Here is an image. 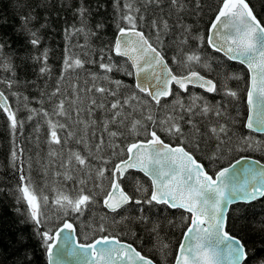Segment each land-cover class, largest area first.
I'll list each match as a JSON object with an SVG mask.
<instances>
[{"label": "snow or ice", "instance_id": "6c2138e0", "mask_svg": "<svg viewBox=\"0 0 264 264\" xmlns=\"http://www.w3.org/2000/svg\"><path fill=\"white\" fill-rule=\"evenodd\" d=\"M259 2L261 12L257 13L250 0H215L205 35L183 22L185 15L203 12L202 0H113L115 36L87 60L81 57L89 56V51L75 53L73 48L87 49L88 38L98 32L88 27L90 10L83 5L77 8L80 26L65 28L68 42L62 70L50 91L41 90L42 99L36 101L41 107H30L32 101L23 96L26 120L42 118L47 126L44 175L59 178L46 179L43 187L31 175V157L25 171V148L15 139L17 133L23 134L25 119L19 116L21 109L10 103V97L21 98L14 90L19 80L5 52L7 41L0 39V69L7 73L0 77V113L12 136L10 161L18 174V183L9 190L15 201L12 211L17 224L31 225L44 264H155L110 231V225L129 219L124 212L133 203L166 206L182 213L184 231L170 264H251L256 259L231 234L228 209L238 202L264 198V163L241 157L211 173L207 170L196 154L208 149L211 141H215V149L207 159L214 164L253 144L248 137L235 140L225 103L213 104L191 89L238 100L239 91L228 82L244 79L241 74L220 71L216 78H209L200 69L215 71L208 49L242 65L247 75L244 127L264 133V0ZM173 16L175 24L170 23ZM32 19L35 17H23L24 28L28 43L38 48V31L28 28ZM103 27V23L95 26L97 30ZM170 34L174 51L169 62L164 37ZM75 35H83L86 43L71 45ZM33 59L41 65L40 75L51 80L47 49ZM86 64L98 70L89 71ZM114 72L132 77L134 85L113 79ZM35 130L39 132V122ZM160 132L178 144L165 142ZM141 135L144 139H138ZM72 143L81 146L80 150L70 148ZM129 170L142 173L151 182L145 187L136 181L141 198L122 186ZM97 208L107 211L97 217ZM86 212L93 213L87 222L82 219ZM137 219L148 222L143 216ZM77 221L84 227L77 228ZM169 224L177 226L172 221ZM159 228L157 223L146 230L159 237ZM26 242L25 234L18 232L17 250L22 255L13 264H33ZM157 244L166 258L169 245L159 239Z\"/></svg>", "mask_w": 264, "mask_h": 264}, {"label": "trees", "instance_id": "16d2710c", "mask_svg": "<svg viewBox=\"0 0 264 264\" xmlns=\"http://www.w3.org/2000/svg\"><path fill=\"white\" fill-rule=\"evenodd\" d=\"M191 3V0H189ZM113 0H0V39L7 41L8 48L5 52L11 57V61L15 67L16 78L19 84L14 88L15 91L21 94L18 101L16 98L10 97V103L13 107H19V116L25 119L23 134L17 133L16 141L25 148V171L28 172L29 157H31V175L33 179L43 187L46 179L50 182L51 179H59L50 174L47 178L44 175L42 162L47 156L48 145L45 143L47 135V126L44 124L42 118H37L31 122L26 120L28 113L23 110V96L29 97L31 104L30 107L39 109L41 105L36 103L37 100L42 99L41 90L50 91L54 84L55 79L62 70L64 54H65V28L75 25L80 26V18L76 14V9L81 5L89 9L87 24L92 30H96L98 35L96 37H89L87 49L73 48V52L82 53L89 51L90 55L82 59L93 58L100 47L111 41L116 33V26L114 22V14L112 7ZM205 5L203 12L200 15L190 14L185 15L183 22L193 26L194 30H198L206 35L207 27L213 17L211 8L215 7V0H202ZM250 3L255 7L257 13L261 12V4L259 0H250ZM167 9L165 10V14ZM32 16L28 24V28L38 31L41 38V43L38 48H33L28 43L27 31L24 28L23 17ZM176 17L173 16L170 23L175 24ZM98 23H103L102 29H96ZM43 25V27H41ZM146 32L147 29H144ZM175 34H179V29H175ZM174 39L173 35L164 37L165 48L164 51L171 60L174 47H170ZM76 43L85 44L86 40L83 35H75L71 38L70 44ZM45 49L48 51V66L51 69L52 79L49 80L47 76H41L39 67L41 66L38 61L33 58ZM209 59L212 61V73L200 69L203 75L209 78H216V72L227 71L229 73L236 72L241 74L244 79L240 81H229V86L233 89L240 91L246 87V70L235 63L227 61L226 58L220 56L218 53H212L210 49ZM214 58V59H213ZM120 59V58H116ZM121 63L123 61L121 60ZM223 66L220 68L219 66ZM170 66L176 69V65ZM89 71H97L94 65L86 64ZM7 75L0 69V77ZM113 79H119L124 82L126 86L134 85L132 77L123 75L121 72H114L111 74ZM83 74L80 77L81 84H83ZM47 81V84H46ZM67 86V83L64 85ZM0 90H3L0 86ZM202 95H206L208 100L215 104L216 101L225 103V112L227 122L236 132L235 140L239 137L250 138L253 147L246 151L232 152L226 159L214 164L207 159V155L215 149V141L210 142L208 149L197 152V159L207 167L211 173L216 167L227 166L229 160H234L240 157H251L264 163V135H256L252 132L245 130L244 122L247 113L245 104V92L238 100H230L217 94H206L198 89H191ZM46 100V98H43ZM44 107L48 109L50 105L46 102ZM199 119V118H198ZM213 119L215 117L213 116ZM39 122L40 130L37 132L36 125ZM203 128V124L200 125ZM187 131V127H186ZM165 142L176 145L177 140L168 137L163 132L159 133ZM138 139H144L143 135ZM12 136L9 133L6 124V117L0 113V264H13V261L22 255V252L17 250V233L23 232L27 237L26 248L29 257L33 260V264H44L43 250L39 246V240L32 234L31 225L20 226L17 224L16 216L12 208L15 205L14 198L9 194V190L14 189L18 183V174L11 166L10 152L12 149ZM70 148L80 150L81 146L72 143ZM136 181L145 187H150V182L141 174L136 172H129L126 174V179L122 182L125 190L133 195L135 198H141L140 193L136 192ZM71 187V182L68 183ZM45 193L52 195L50 188H45ZM106 212L103 208H97L96 214L102 215ZM93 215L91 212H86L85 217L82 219L86 222ZM110 216L113 214H109ZM129 219L123 221L118 225H110V231L113 235H117L121 241L133 244L137 250L142 254L152 258L155 264H170L173 261V256L178 247V242L181 240L184 227L180 216V211L168 209L166 206L161 205H148V204H130L126 206L124 212ZM146 217L147 223L138 220V217ZM229 217V230L232 235L240 238L242 242L247 245L250 257H256L251 261V264H262L264 262V198L252 202L250 204H238L230 208L228 213ZM172 221L176 227L169 224ZM159 224V237L146 229H151L153 224ZM77 228H83L79 221L75 222ZM135 233V235H133ZM169 245L165 251L168 253L167 257L161 255L157 250L159 245L157 240ZM155 245V246H154Z\"/></svg>", "mask_w": 264, "mask_h": 264}, {"label": "water", "instance_id": "95a60500", "mask_svg": "<svg viewBox=\"0 0 264 264\" xmlns=\"http://www.w3.org/2000/svg\"><path fill=\"white\" fill-rule=\"evenodd\" d=\"M231 62V61H230ZM233 63V62H232ZM240 66H242V65H240ZM243 67V66H242ZM244 68V67H243ZM246 70V69H245ZM133 81H134V79H133ZM134 83H135V81H134ZM198 90H200V89H198ZM202 91V90H201ZM245 104H246V107H247V103H246V96H245ZM247 114H248V112L246 113V118H245V121H246V119H247ZM245 128V127H244ZM245 130H247V131H249L247 128H245ZM249 132H251V131H249ZM252 133H254V134H256V135H264V133H256V132H252ZM241 158V157H240ZM248 160H256V161H258L257 159H254V158H251V157H246ZM129 172H136V173H139V174H141L142 176H143V174L142 173H140V172H137V171H135V170H129ZM128 172V173H129ZM127 174V173H126ZM144 177V176H143ZM146 178V177H145ZM241 179H242V177H240ZM147 179V178H146ZM148 180V179H147ZM149 181V180H148ZM150 182V181H149ZM151 183V182H150ZM261 198H259V199H257V200H260ZM257 200H255V201H257ZM255 201H251V202H248V203H243V202H238V203H235V204H233V205H230L229 206V209H228V213H229V211H230V208L231 207H233V206H235V205H238V204H250V203H252V202H255ZM106 210V209H105ZM107 211V210H106ZM181 239H182V237H181ZM124 242V241H123ZM73 264H74V262H73Z\"/></svg>", "mask_w": 264, "mask_h": 264}, {"label": "rangeland", "instance_id": "374dc122", "mask_svg": "<svg viewBox=\"0 0 264 264\" xmlns=\"http://www.w3.org/2000/svg\"><path fill=\"white\" fill-rule=\"evenodd\" d=\"M239 93H240V98H241V96L243 95V90H240Z\"/></svg>", "mask_w": 264, "mask_h": 264}]
</instances>
